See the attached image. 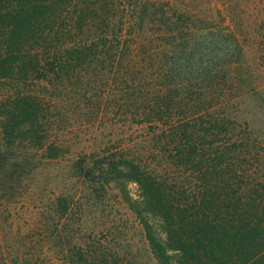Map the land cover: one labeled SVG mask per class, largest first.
Returning <instances> with one entry per match:
<instances>
[{"label":"trees","instance_id":"16d2710c","mask_svg":"<svg viewBox=\"0 0 264 264\" xmlns=\"http://www.w3.org/2000/svg\"><path fill=\"white\" fill-rule=\"evenodd\" d=\"M141 242L264 264V0H0V264Z\"/></svg>","mask_w":264,"mask_h":264},{"label":"rangeland","instance_id":"374dc122","mask_svg":"<svg viewBox=\"0 0 264 264\" xmlns=\"http://www.w3.org/2000/svg\"><path fill=\"white\" fill-rule=\"evenodd\" d=\"M240 118H248L252 124L255 126H258L261 122L260 115L253 110L250 106L242 108V113L240 114ZM141 233L139 230H135V240H140ZM140 247L142 248L143 253L145 254V259L147 264H158L155 258L150 254L149 250L147 249V246L141 242Z\"/></svg>","mask_w":264,"mask_h":264}]
</instances>
